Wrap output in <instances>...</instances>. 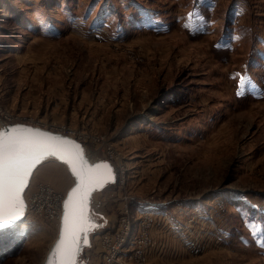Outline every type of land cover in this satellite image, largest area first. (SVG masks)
<instances>
[{
	"label": "rangeland",
	"instance_id": "374dc122",
	"mask_svg": "<svg viewBox=\"0 0 264 264\" xmlns=\"http://www.w3.org/2000/svg\"><path fill=\"white\" fill-rule=\"evenodd\" d=\"M235 1L0 0V128L21 117L74 130L94 160L97 148L120 153V181L94 195L95 222L119 216L127 196L133 213L143 199L157 203L148 264H264V58L248 54L252 29L241 46L215 37L238 29ZM244 1L240 24L264 34V0ZM246 67L259 96L236 101L228 73ZM41 166L51 173L35 170L25 194L74 182L54 158ZM26 218L8 229L19 243L0 264H43L58 228Z\"/></svg>",
	"mask_w": 264,
	"mask_h": 264
},
{
	"label": "snow or ice",
	"instance_id": "6c2138e0",
	"mask_svg": "<svg viewBox=\"0 0 264 264\" xmlns=\"http://www.w3.org/2000/svg\"><path fill=\"white\" fill-rule=\"evenodd\" d=\"M193 15L189 13V21ZM241 85L255 89L248 77L242 79ZM49 157L68 164L77 184L63 201L60 237L47 264H79L83 248L89 244V234L101 226L91 209L92 193L114 182L115 174L108 161L89 164L83 145L66 136L24 124L0 128V226L24 219L25 190L34 170ZM259 242L264 246V237Z\"/></svg>",
	"mask_w": 264,
	"mask_h": 264
},
{
	"label": "built area",
	"instance_id": "2783aa9c",
	"mask_svg": "<svg viewBox=\"0 0 264 264\" xmlns=\"http://www.w3.org/2000/svg\"><path fill=\"white\" fill-rule=\"evenodd\" d=\"M5 114L8 113L6 112ZM14 119H16L14 120V122H24V119H22L21 117ZM32 122L37 123L34 125L45 126L44 123L41 122ZM49 126V128L51 129L71 135L80 140L85 146L88 157L94 160V157L92 156V158L88 153V149L90 148L86 146L81 137L71 132L74 130L70 128L66 130L62 128L63 126L58 125ZM96 150H98V152L100 153V148H97ZM94 151L95 149L91 150V152ZM111 152L112 151L110 150L111 156L108 158L102 157L98 153L97 155L100 158L97 160L108 159L112 162L113 165H115L117 174V179L115 183H113V185H115L118 183V181H120L122 174L121 170L119 169L121 167L120 162L115 161L114 154H116V156L119 155V158L121 157V155L120 153ZM42 182H39L40 185L38 189L35 186H32L29 192L25 194L27 201V211L25 216L35 215L36 218L42 220L47 219L51 224H54L56 228L58 221L61 220L62 205L66 195V191L63 189H55V187L47 182H45L47 184H41ZM30 185L31 184H29V186ZM119 188H122V186H119ZM133 197L134 196L126 197L119 216L108 215L106 225L104 227L102 226L101 228H97L95 234L98 237V243H93V238L91 237V244L89 245V249L95 247L93 248V250L96 249L97 252L96 254H92L94 256V259L92 258V260L90 259L91 256L87 254V260L84 262V264H92V261H94L95 259L99 260L100 264H148L147 260L150 258V252L146 249L150 247L148 245L151 241L149 230L151 231L155 218L160 215L158 209L154 210L158 208L156 207L157 203H154L153 201H150L148 199H143L137 202V211L136 213H133L132 210H130L128 207L129 203L132 202L131 200ZM94 201L95 198L93 196L92 203H94ZM104 201V203L107 202L106 199ZM29 202H32V204H29ZM98 207L102 209L103 205H101V202L100 204H98ZM142 207L144 208L143 211ZM149 208L152 210H149ZM209 219L211 218L209 217Z\"/></svg>",
	"mask_w": 264,
	"mask_h": 264
},
{
	"label": "crops",
	"instance_id": "0c3cea01",
	"mask_svg": "<svg viewBox=\"0 0 264 264\" xmlns=\"http://www.w3.org/2000/svg\"><path fill=\"white\" fill-rule=\"evenodd\" d=\"M244 3H245L244 0H236L235 1L236 8L234 9L235 10V17H234L233 21H235V26L237 25V28L238 29H236V31H234L233 33H230L227 36L224 34L225 32H223L222 30L220 31L221 32V35H218V33L215 32V37L217 39H220V41H218V42H221V45L223 47H225V46H231V45L241 46L243 44V40L247 37L246 36L247 34L245 33V31L248 30V29H252V35L258 41L249 48L248 54H251V55L254 54L255 56H261L262 58H264V34L256 30V28H259L261 25L252 24V27H249V26H245V25H241L240 24V23L243 22L242 21L243 20V16L245 15V12H246ZM208 4L209 3H206L207 6H209ZM197 7H199V9H201V8H203L205 6H202L200 4ZM140 16L143 17V15H140ZM211 18H212V16L209 18V21L211 20ZM226 23H227V26L230 25L229 26L230 29H232V27H234V26H231V24H228V21L227 20H226ZM211 29H212V27H211ZM205 31L209 32V30L206 27L204 28V32ZM194 32H198V30H194ZM199 32L202 34V31H199ZM204 32H203V34H204ZM89 35H87L86 37H90ZM221 37L224 38L225 40H222ZM227 37L228 38L230 37V38L234 39L235 42H231V44H229L227 42ZM91 39H94V35H91L90 40ZM252 49H253V51H252ZM246 68H247V73H242V71H231V72L228 73L229 78L233 81V84H234V92H235V95L234 96H235V100L236 101H244V100H241V99H243V95H244L243 92L244 91L247 93V96H244V98H248V97L250 98V97H252V95H254L256 98L259 96V95H257V91L259 90V87L262 85V83L255 82V79H257L258 75L256 73H253V69L248 68V67H246ZM241 77H243V78L244 77L250 78L252 84L255 85V89L253 90L248 85H243L242 86L241 85V80H240ZM5 90L7 91V89H5ZM150 114L152 115V113H150ZM150 114H147V115H145V114H141V115L138 114L137 117L142 118L140 121L143 122V121L147 120V118L148 119H151V116L149 118V115ZM136 121H137V119H136ZM126 127L127 128L129 127V128L127 129ZM132 128H133V126L130 125V124H128V125H126L125 127L122 128V133L123 132L125 133V132H127V130L132 129ZM120 133L121 132H119V134ZM41 167L42 168L38 167L36 169V172L37 173H39L41 170L42 171H48V173H51V171H52L48 166H44V167L41 166ZM60 170H61V175H65L66 177H68L67 176V173L62 171V170H64V168H60ZM65 170H67V169L65 168ZM52 174L54 175V172ZM55 177L56 176H54V178ZM58 178H59V176H57L55 179L58 180ZM37 181H38V179L36 178V180L34 181V183H37ZM163 201L165 203H169V200L168 199L167 200L164 199Z\"/></svg>",
	"mask_w": 264,
	"mask_h": 264
},
{
	"label": "water",
	"instance_id": "95a60500",
	"mask_svg": "<svg viewBox=\"0 0 264 264\" xmlns=\"http://www.w3.org/2000/svg\"><path fill=\"white\" fill-rule=\"evenodd\" d=\"M17 124H24V125H27V126L32 127V128L41 129V130L44 131V132H50V133H53V134H55V135H59V136H66V137L70 138L71 140H74V141L80 143L81 145H83V147H84V149H85L84 144H83L80 140H78L77 138H75V137H73V136H71V135H68V134L62 133V132H58V131L51 130V129H49V128H44V127L39 126V125H34V124L27 123V122H12V123H9V124H7V125L2 126L1 128H4L5 126H9V127H11V126H13V125H17ZM85 155H86V157H87V159H88V163H89V164H96V163H98V162H100V161H108V162L111 163V165H112V167H113V169H114V166H113L112 162H111L110 160H108V159L92 160V159H90V158L88 157V155L86 154V150H85ZM49 158H54V159H56V160L62 162L61 160H59V159L56 158V157H49ZM49 158H48V159H49ZM48 159H46V160H48ZM46 160H45V161H46ZM45 161H43V162H45ZM43 162H42V163H43ZM62 163H64V162H62ZM64 164H66V163H64ZM38 166H39V165H38ZM38 166H37V167H38ZM66 166L68 167L70 173L73 175V177H74V182H73L72 185L68 188L64 200L67 198L69 192H70V191L76 186V184H77V177L72 173V171H71V169H70V166H69L68 164H66ZM35 170H36V169H35ZM35 170H34V172H35ZM33 174H34V173H33ZM114 174H115V180H114V182H115L116 179H117V174H116L115 169H114ZM30 181H31V179H30ZM111 183H113V182H111ZM29 184H30V182H29ZM108 184H110V183H108ZM108 184H106L104 187H106ZM104 187H103V188H104ZM103 188H101V189H99V190H102ZM99 190H96V191H99ZM96 191H94V192L92 193V199H93L94 193H95ZM25 192H26V190H25ZM24 200H25V204H26V207H25V209H24V213H25V215H26V211H27V201H26V195H25V193H24ZM64 200H63V201H64ZM91 209H92V202H91ZM62 216H63V205H62ZM62 216H61V220H60V225H59V229H58L57 237H56V239L54 240V242L52 243V246L49 248V251H48V253H47V255H46V258H45L43 264H47V260H48V257H49V253L51 252L53 246L56 244L57 240H58L59 237H60V228H61ZM24 218H25V217H24ZM22 220H23V219H22ZM17 223H18V222L14 223V224H12V225H9V226H0V230L6 229V228H11V227H13L15 224H17ZM97 224H98V223H97ZM88 240H89V244H88V245H90V244H91V233H90L89 236H88Z\"/></svg>",
	"mask_w": 264,
	"mask_h": 264
},
{
	"label": "trees",
	"instance_id": "16d2710c",
	"mask_svg": "<svg viewBox=\"0 0 264 264\" xmlns=\"http://www.w3.org/2000/svg\"><path fill=\"white\" fill-rule=\"evenodd\" d=\"M8 229L10 228L0 230V255L12 252L17 248V245L19 243L17 242L19 241V238L14 239L13 232H8Z\"/></svg>",
	"mask_w": 264,
	"mask_h": 264
},
{
	"label": "bare ground",
	"instance_id": "6f19581e",
	"mask_svg": "<svg viewBox=\"0 0 264 264\" xmlns=\"http://www.w3.org/2000/svg\"><path fill=\"white\" fill-rule=\"evenodd\" d=\"M44 128H45V127H44ZM49 129H50V128H49ZM51 130H53V129H51ZM54 131H57V130H54ZM58 132H60V131H58ZM86 154H87V153H86ZM89 155H90V154H89ZM54 160H56V159H54ZM96 160H97V159H96ZM57 161H58V160H57ZM59 162H60V161H59ZM113 166H114V165H113ZM38 167H39V166H38ZM38 167H37V168H38ZM37 168H36V169H37ZM114 169H115V166H114ZM115 171H116V170H115ZM31 180H32V178H31ZM30 183H31V181H30ZM38 184H39V183H38ZM41 184H46V183H45V182H42ZM35 185H36V184H35ZM35 185H34V186H35ZM39 185H40V184H39ZM39 185L36 187L37 189H38ZM71 185H72V184H71ZM33 189H34V188H33ZM26 190H27V189H26ZM32 191H33V190H32ZM66 192H67V190H66ZM66 192H65V194H66ZM27 198H28V197H27ZM31 199H32V197H31ZM31 199H30V200H31ZM29 204H32V202H29ZM29 210H30V207H29ZM28 214H29V211H28ZM28 214H27V215H28ZM32 216L35 217V215H32ZM26 217H27V216H25V218H26ZM26 219H27V218H26ZM59 225H60V220L58 221V224H57V228H58V229H59ZM57 231H58V230L56 229V232H57ZM57 234H58V233H57ZM57 234H56V236H55V239H56V237H57ZM51 246H52V244H51ZM51 246H50V247H51ZM48 251H49V250H48ZM48 251H47V253H48Z\"/></svg>",
	"mask_w": 264,
	"mask_h": 264
}]
</instances>
